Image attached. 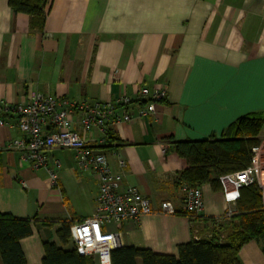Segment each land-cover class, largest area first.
<instances>
[{
	"label": "crops",
	"instance_id": "1",
	"mask_svg": "<svg viewBox=\"0 0 264 264\" xmlns=\"http://www.w3.org/2000/svg\"><path fill=\"white\" fill-rule=\"evenodd\" d=\"M47 10L43 28L32 29L29 14L0 0V99L26 102L34 93L102 101L129 96L132 102L116 114L127 112L133 121L110 119L108 143L97 145L102 132L85 130L80 114L72 127L152 204L139 222L113 227L124 245L177 255L181 243L224 216L227 203L222 187L207 183L202 214L185 212V184L178 178L187 163L173 143L221 138L241 116L264 113V0H50ZM143 87L167 90L147 118L138 114L146 103ZM6 120L0 130V213L32 220V234L20 243L27 264H42L45 242L73 247L61 245L60 222H46L74 225L91 216L99 183L77 167L74 149L55 148L51 154L62 166L59 186H50L46 170L24 162L9 145L23 133L13 117ZM163 201H171L176 213H163ZM239 259L264 264V239L244 244Z\"/></svg>",
	"mask_w": 264,
	"mask_h": 264
},
{
	"label": "built area",
	"instance_id": "2",
	"mask_svg": "<svg viewBox=\"0 0 264 264\" xmlns=\"http://www.w3.org/2000/svg\"><path fill=\"white\" fill-rule=\"evenodd\" d=\"M141 96L146 99V103L139 108L138 114L147 118L155 114V103L167 97V90L143 87ZM131 102L132 99L127 95L102 101L43 93H34L26 102L0 99V130L8 125L7 118L16 120L23 136L12 139L9 145L21 152L24 162L33 168L45 169L50 186H59L62 166L61 160L51 154L55 148L74 149L77 167L97 177L99 190L93 214L71 225V240L76 242V249L93 258L96 264H112V250L124 246L122 232L113 227L127 221L139 222L143 215L151 213L152 204L137 186L125 185L123 173L112 169L106 154L73 129V118L80 114V124L85 130L99 129L103 137L97 139L96 143L104 145L109 142L107 123L110 119L117 124L133 121V116L127 112L116 114L119 107ZM118 164L121 169L127 166L121 157ZM219 180L227 208L224 216L217 221L228 219L236 212V204L244 187L251 186L258 191L264 209V139L251 147L247 166L222 174ZM183 190L185 212L193 216L201 215L204 209L201 186L185 184ZM160 206L163 213H176L171 201H163ZM199 237L195 236V239Z\"/></svg>",
	"mask_w": 264,
	"mask_h": 264
},
{
	"label": "trees",
	"instance_id": "3",
	"mask_svg": "<svg viewBox=\"0 0 264 264\" xmlns=\"http://www.w3.org/2000/svg\"><path fill=\"white\" fill-rule=\"evenodd\" d=\"M8 3L14 12L30 15L32 29L43 28L50 0H8ZM263 127L264 113H250L238 118L224 137L175 141V152L187 163L179 173V183L191 186L209 183L213 189H221L220 175L248 165L251 147L259 142ZM56 222H60L58 239L66 246L71 240V223L57 219L46 223ZM212 225L211 235L181 243L177 255L124 245L112 250V264H242L239 259L242 246L251 240L264 239V209L258 191L251 186L242 188L236 212L228 219L215 220ZM31 234V219L0 213V264H27L20 241ZM44 252L42 264H94L93 258L74 247L65 249L45 242Z\"/></svg>",
	"mask_w": 264,
	"mask_h": 264
},
{
	"label": "rangeland",
	"instance_id": "4",
	"mask_svg": "<svg viewBox=\"0 0 264 264\" xmlns=\"http://www.w3.org/2000/svg\"><path fill=\"white\" fill-rule=\"evenodd\" d=\"M262 139H264V127H263V129H262V131H261V133H260V135H259V142H260V140H262ZM201 188H202V186H201ZM221 221V220H220ZM213 226V225H212ZM208 232V233H207ZM206 233H204L203 235H211V234H209V233H213V231H212V228L211 229H208V231H207ZM200 233H201V231H200ZM199 233V234H200ZM71 242V245L73 246V247H77L76 246V242L75 241H70ZM94 264H96L95 262H94Z\"/></svg>",
	"mask_w": 264,
	"mask_h": 264
}]
</instances>
